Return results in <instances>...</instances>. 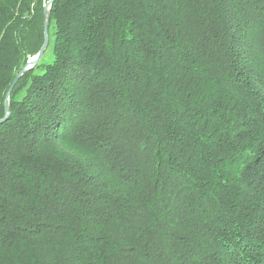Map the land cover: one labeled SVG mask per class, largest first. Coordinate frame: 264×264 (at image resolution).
<instances>
[{
	"label": "trees",
	"instance_id": "16d2710c",
	"mask_svg": "<svg viewBox=\"0 0 264 264\" xmlns=\"http://www.w3.org/2000/svg\"><path fill=\"white\" fill-rule=\"evenodd\" d=\"M46 1L0 0V121ZM52 26L0 123V264H264V0H55Z\"/></svg>",
	"mask_w": 264,
	"mask_h": 264
},
{
	"label": "water",
	"instance_id": "95a60500",
	"mask_svg": "<svg viewBox=\"0 0 264 264\" xmlns=\"http://www.w3.org/2000/svg\"><path fill=\"white\" fill-rule=\"evenodd\" d=\"M55 0H50L45 6H44V13H45V26H44V44L41 48V50L39 51V53L31 58L26 65L22 68V70L18 73V75L16 76L14 83L12 84L8 94H7V98L5 101V112L6 115L4 117V119L2 121H0V123L6 121L9 116H10V96L11 93L14 89V87L17 85V83L20 81V79L23 77V75L28 72L33 70L43 59L44 54L46 52V50L49 47L50 44V34H49V30H50V17H51V8L52 5L54 4Z\"/></svg>",
	"mask_w": 264,
	"mask_h": 264
},
{
	"label": "rangeland",
	"instance_id": "374dc122",
	"mask_svg": "<svg viewBox=\"0 0 264 264\" xmlns=\"http://www.w3.org/2000/svg\"><path fill=\"white\" fill-rule=\"evenodd\" d=\"M50 0H47L45 5L49 2ZM44 5V6H45ZM55 29L52 26V28L49 30V34H50V40H51V45L48 47V49L46 50L44 57H43V64L45 65H49L52 64L54 61V53H53V43L55 40Z\"/></svg>",
	"mask_w": 264,
	"mask_h": 264
},
{
	"label": "snow or ice",
	"instance_id": "6c2138e0",
	"mask_svg": "<svg viewBox=\"0 0 264 264\" xmlns=\"http://www.w3.org/2000/svg\"><path fill=\"white\" fill-rule=\"evenodd\" d=\"M0 119H2V117H0Z\"/></svg>",
	"mask_w": 264,
	"mask_h": 264
}]
</instances>
